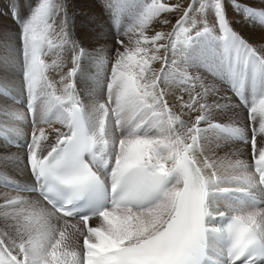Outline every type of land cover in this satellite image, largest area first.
<instances>
[{
	"label": "snow or ice",
	"instance_id": "snow-or-ice-1",
	"mask_svg": "<svg viewBox=\"0 0 264 264\" xmlns=\"http://www.w3.org/2000/svg\"><path fill=\"white\" fill-rule=\"evenodd\" d=\"M17 3L0 143H19L17 121L30 131L24 159L0 162L30 179L0 176L14 193H0V264H264V0H106L110 61L75 34L65 0ZM78 76L94 78L91 104ZM217 84L248 109L250 138L218 119ZM234 141L251 165L216 157Z\"/></svg>",
	"mask_w": 264,
	"mask_h": 264
},
{
	"label": "rangeland",
	"instance_id": "rangeland-1",
	"mask_svg": "<svg viewBox=\"0 0 264 264\" xmlns=\"http://www.w3.org/2000/svg\"><path fill=\"white\" fill-rule=\"evenodd\" d=\"M88 1V0H87ZM92 2V0H90ZM29 3L34 2V0H28ZM90 2V3H91ZM67 7V10L69 8V6H73V8L76 5H80V0H65ZM71 6V7H72ZM18 7V3L17 0H0V56H4V55H11L12 57L16 58L18 61L19 58V28L17 23L14 21V19L9 15V12H16ZM76 8V7H75ZM79 12V11H78ZM69 16L72 18L73 21V27H74V21L75 18L73 17V13H70V10H68ZM173 15V21L178 17V14H172ZM236 27L237 30L241 32V34L245 35L246 31L249 30H254L255 31V35L251 36L248 34L249 36V40L252 42H255L256 40H258L260 38V36L262 35V33H260V28L259 26H255V27H250L248 24L242 23L239 21V18H237L236 21ZM111 33V39H109V41H111L110 43L113 44V49H115L116 47H118V45L115 44V30H112ZM109 33V34H110ZM76 34V33H75ZM78 36V35H77ZM246 36V35H245ZM122 39H126L125 37H121ZM93 41V39H92ZM95 42V41H94ZM92 42V43H94ZM86 43V42H84ZM90 46H92L90 44ZM96 53H93V55H95ZM103 55L106 57V53L104 52ZM109 61L111 60V58L106 57ZM53 76L52 74H50V77ZM54 77V76H53ZM80 81H82L81 77H80ZM217 88L220 92V96L222 97L220 99V102L222 104H225V108H224V115L218 117L219 120H221L222 122H226V123H234L237 126L240 127H244L246 130V134H250L251 130L248 127L249 125V119H248V109L243 106L242 104L240 105L237 101L236 98H234L233 93L230 91V89L225 86V85H221V84H217ZM80 90V89H79ZM14 95H16L17 97H20V79H19V73L17 71L16 73V87L13 90ZM102 96H100L99 98H101ZM22 99V98H21ZM5 102L4 97L0 96V104H3ZM86 104H91V101L89 102L88 100H85ZM13 108L20 113H24L27 110L23 107L22 103H17L15 105H13ZM234 110V113H232V111ZM231 113H232V117H231ZM5 119V117L3 116L2 113H0V122H2ZM259 118L257 117V120L255 122V126L257 128V143H258V147L260 146V144H264V137L260 136L258 133V120ZM242 122V123H241ZM20 129L21 135L25 136L27 133L23 132V128L27 129V127L29 128L30 131V125L27 121H17L15 122ZM57 127V126H56ZM234 143H236V141L233 142L232 148L235 147ZM237 143L240 144L239 148L243 149V154H241V156H239V158L237 157V155H230L228 157L224 156L225 155V149H222V152H224V155L222 153L216 152V157H218L220 160H225L227 161L228 159H230L231 161H235L237 159L239 160H243L246 163H248L249 165H251V152L249 150V146L247 144L241 143L239 141H237ZM8 149L7 151H13V150H22L23 149L21 147H14L16 146V144H11V145H7ZM221 155V156H220ZM223 155V156H222ZM16 165V163L14 162H8V163H0V176H9L6 172H4V167H7L8 169H10L11 171H14V166ZM3 166V167H2ZM12 177V176H10ZM17 179L16 176L12 177ZM2 188V186H0ZM4 189V188H2ZM5 191H10L9 189H5Z\"/></svg>",
	"mask_w": 264,
	"mask_h": 264
},
{
	"label": "bare ground",
	"instance_id": "bare-ground-1",
	"mask_svg": "<svg viewBox=\"0 0 264 264\" xmlns=\"http://www.w3.org/2000/svg\"><path fill=\"white\" fill-rule=\"evenodd\" d=\"M90 2H91L90 0H88V1L87 0H80V5H76L75 6L76 8L75 7L73 8L72 5H71L72 7L69 6L68 10H70V13H73V17L75 18L74 31H75L76 35H78V37L82 43L86 42L84 44H86L88 46H90V44H91L92 46H90V47L102 46L103 53L105 52L107 55L106 57L111 58V53L114 49H113V44L110 43L111 41H109V39H111V33L110 32H112V30H115V29L111 25L109 18H108V12L105 9L106 0H92V2L91 3ZM170 2L171 3L186 4L187 0H170ZM169 15L173 19V15L172 14H169ZM168 27L170 28L171 25H169ZM259 30H260V33H262L261 28ZM248 34L251 36H254L255 31L249 30V31L245 32L246 37L249 39ZM92 39H93V41H92ZM92 42H94V43H92ZM48 59L51 60L52 57H48ZM154 66L158 67V65H154ZM108 67H109V65L106 64L104 71H106ZM50 74H52L54 76V77L51 76L52 79H54V80L59 79V77L55 73H50ZM81 79L83 82L80 81V76L77 77L78 91L80 92L81 97H82L84 102H85V100H88L90 102V101H92L93 89L95 87L94 78L84 79L81 77ZM96 96L99 98L100 96H102V94L97 91ZM232 113H234V110L232 111ZM232 113H231V117H232ZM53 127L60 128L61 125L55 124V125H53ZM23 132H26L28 134L29 128L28 127H27V129L23 128ZM27 134L25 136L21 135L19 138V143L16 144V146H14L16 148L21 147L23 149V151L22 150H13V151L8 152L7 151L8 146L3 144V143H0V154H11L14 156H19L21 159H24L25 149H24L23 144H24V138L27 136ZM246 135L249 136V138H250V134L249 135L246 134ZM257 140H258V137H257ZM234 145H235V147L231 148V153H233L234 155H237V157L239 158V156H241V154H243V152H244L242 149L243 147L239 148L240 144L237 143V141H236V143H234ZM257 145H258V143H257ZM259 145H261V144L259 143ZM216 152L222 153L224 155V152H222V149H218ZM14 163H18V162H14ZM251 163H252V160H251ZM4 172H6L9 176H12V177L16 176L17 179L20 180L21 182H25V181H28L30 179L29 176H27L23 173L18 174V169L16 168V165L14 166V171H11L7 167H4ZM2 188L0 187V193L7 192L9 195H14V193L11 190L5 191V188L4 189H2ZM90 223H93V222H90Z\"/></svg>",
	"mask_w": 264,
	"mask_h": 264
}]
</instances>
